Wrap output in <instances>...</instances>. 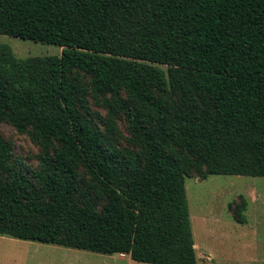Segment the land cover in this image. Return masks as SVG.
Here are the masks:
<instances>
[{"label": "trees", "instance_id": "1", "mask_svg": "<svg viewBox=\"0 0 264 264\" xmlns=\"http://www.w3.org/2000/svg\"><path fill=\"white\" fill-rule=\"evenodd\" d=\"M0 34L63 48L0 42V235L198 264L187 177L264 176V0H0Z\"/></svg>", "mask_w": 264, "mask_h": 264}, {"label": "rangeland", "instance_id": "2", "mask_svg": "<svg viewBox=\"0 0 264 264\" xmlns=\"http://www.w3.org/2000/svg\"><path fill=\"white\" fill-rule=\"evenodd\" d=\"M0 42L10 45L21 58L60 55L63 49L7 34H0ZM120 126L125 130L123 122ZM1 131L13 143L16 157L27 165L37 164L39 146L28 133L18 132L7 122ZM186 188L198 264H264V176L211 174L202 178L191 173ZM244 203L245 222H240L236 211ZM1 238L0 264H152L135 261L129 254Z\"/></svg>", "mask_w": 264, "mask_h": 264}, {"label": "crops", "instance_id": "3", "mask_svg": "<svg viewBox=\"0 0 264 264\" xmlns=\"http://www.w3.org/2000/svg\"><path fill=\"white\" fill-rule=\"evenodd\" d=\"M0 237H3V238H1V239H5L4 237H7V235H2V236H0ZM43 243V242H42ZM48 244H53V245H61V244H56V243H48ZM65 246V245H64ZM66 247H69V246H66ZM69 248H74V247H69ZM76 249H78V248H76ZM83 250V249H82ZM76 251H79V250H76ZM78 253H81V252H78Z\"/></svg>", "mask_w": 264, "mask_h": 264}, {"label": "built area", "instance_id": "4", "mask_svg": "<svg viewBox=\"0 0 264 264\" xmlns=\"http://www.w3.org/2000/svg\"><path fill=\"white\" fill-rule=\"evenodd\" d=\"M122 254H124V253H122Z\"/></svg>", "mask_w": 264, "mask_h": 264}]
</instances>
